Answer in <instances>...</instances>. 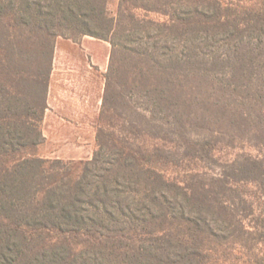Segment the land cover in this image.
<instances>
[{"label":"trees","instance_id":"1","mask_svg":"<svg viewBox=\"0 0 264 264\" xmlns=\"http://www.w3.org/2000/svg\"><path fill=\"white\" fill-rule=\"evenodd\" d=\"M84 36L112 46L97 148L38 156L57 39ZM241 92L264 100V0H0V264H217L208 215L264 180V158L215 185L176 174L224 129L264 131Z\"/></svg>","mask_w":264,"mask_h":264},{"label":"rangeland","instance_id":"2","mask_svg":"<svg viewBox=\"0 0 264 264\" xmlns=\"http://www.w3.org/2000/svg\"><path fill=\"white\" fill-rule=\"evenodd\" d=\"M119 0H109V8L116 13ZM152 17L155 14H150ZM112 46L108 41L84 36L78 41L59 37L50 78L48 108L42 122L44 140L35 152L44 158H59L80 162L93 157L97 148L98 116L87 111L95 100L103 96L105 73L108 70ZM242 100L248 96L241 92ZM78 101L83 108L77 112ZM263 101V102H262ZM244 109L253 117L261 115L264 100ZM86 105V106H84ZM86 107V109H84ZM255 121V120H254ZM251 123V122H250ZM242 132L224 129L215 157L203 160H185L178 178L188 183L216 184L218 178L229 172V164L246 154L264 158V131H258L254 122ZM191 134L205 135V127L196 124ZM243 191L221 194L226 208L208 215L213 233L207 232L202 245L216 255L217 264H263L264 261V180L239 186ZM190 208H188L189 210ZM186 210V211H188Z\"/></svg>","mask_w":264,"mask_h":264},{"label":"crops","instance_id":"3","mask_svg":"<svg viewBox=\"0 0 264 264\" xmlns=\"http://www.w3.org/2000/svg\"><path fill=\"white\" fill-rule=\"evenodd\" d=\"M105 77V76H104ZM104 88H105V85H104ZM103 94H104V90H103ZM102 100H103V96L102 98L100 97L99 100H95V102L93 103V105L91 106L90 103L89 105L87 106V110L86 112L88 111H92L93 114L97 115L99 112H100V108H101V105H102ZM77 106V112L80 114V112L82 111V108H83V103L82 101H78V104L75 105ZM86 106V105H84ZM84 109H86V107H84Z\"/></svg>","mask_w":264,"mask_h":264}]
</instances>
